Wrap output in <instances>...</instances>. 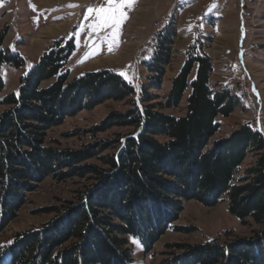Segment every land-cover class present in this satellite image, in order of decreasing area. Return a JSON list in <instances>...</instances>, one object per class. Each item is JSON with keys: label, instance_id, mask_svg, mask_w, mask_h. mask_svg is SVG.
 Here are the masks:
<instances>
[{"label": "trees", "instance_id": "1", "mask_svg": "<svg viewBox=\"0 0 264 264\" xmlns=\"http://www.w3.org/2000/svg\"><path fill=\"white\" fill-rule=\"evenodd\" d=\"M176 37L171 25L158 33L148 88L136 89L107 70L70 80L67 65L77 48L73 38H63L20 77L17 94L0 97V106L7 108L0 114V235L26 205L27 194L45 179L95 184L77 191L75 203L58 210L47 226L0 245V264H133L130 240L150 251L169 230L186 231L174 222L192 200L208 207L226 202L241 225L252 222L261 231L251 239L184 247V256L163 264H264V137L246 125L229 138L213 140L220 130L217 119L228 118L237 101L211 88L214 67L202 45L189 48L164 105L156 106L177 108L189 91L185 116L159 113L151 105L156 98L149 89H160ZM4 63L23 67L24 59L1 51L0 66ZM3 88L0 77V96ZM133 96L131 110L92 131L134 129L113 145L97 142L78 151L47 145L48 132L65 119ZM112 148L113 154L103 156ZM251 154L257 160L240 176Z\"/></svg>", "mask_w": 264, "mask_h": 264}, {"label": "rangeland", "instance_id": "2", "mask_svg": "<svg viewBox=\"0 0 264 264\" xmlns=\"http://www.w3.org/2000/svg\"><path fill=\"white\" fill-rule=\"evenodd\" d=\"M171 1L135 0L131 10L124 9L128 18L121 26L118 38H113L111 28L93 31L90 27L96 23L97 17L95 12L90 14L88 9L107 7V0H0V52L19 55L24 59L23 67H16L12 63L0 66V77L4 83L0 97L17 94L20 77L30 71L55 42L63 38H73L77 48L67 65L70 80L107 70L122 75L136 89L143 85L148 88L147 78L151 75L148 63L152 59L156 37L171 25L177 32L172 45L173 55L160 89H149L156 98L151 105H164L172 81L187 59V51L200 44L212 59L214 71L210 76L211 88L216 93L227 91L237 101L234 112L228 118L217 119L220 130L213 140L229 138L234 131L246 125L264 137V0H175L170 12ZM212 1L216 10L207 12L211 14L205 23L199 22L201 10ZM198 3L202 4L201 9ZM164 16L165 24L159 26V20ZM105 36L112 41L111 51L109 43L103 39ZM240 57L245 74H237L233 70ZM193 77L194 73L191 79ZM53 83L54 79L46 81L42 87ZM188 95L189 91L177 108L156 107V111L183 117ZM135 100L133 96L122 102L107 101L65 119L62 125L48 132L47 145L72 151L97 142L113 145L118 136L128 135L134 129L115 127L97 135L92 131L113 115L127 113L133 108ZM6 109L0 106V114ZM108 154H113V148L103 156ZM256 160L255 155H249L240 176H244L246 169ZM89 163L102 164L98 160ZM94 185L88 179L64 182L45 179L27 194L26 205L0 235V245L10 244L18 233L47 226L58 217V210L69 202L75 203L77 191L90 189ZM227 207L226 202L214 207L205 206L197 200L185 202L174 226L186 231L169 230L150 251L130 240L128 247H131L134 256L133 264L175 261L184 256V247L198 246L212 240L225 243L251 239L255 232L261 231L252 222L241 225L228 213Z\"/></svg>", "mask_w": 264, "mask_h": 264}, {"label": "snow or ice", "instance_id": "3", "mask_svg": "<svg viewBox=\"0 0 264 264\" xmlns=\"http://www.w3.org/2000/svg\"><path fill=\"white\" fill-rule=\"evenodd\" d=\"M135 0H107V7H101L99 9L89 8V13L95 12L97 21L90 25L93 31H98L104 28L112 29V37L118 38L120 35V29L123 23L127 20V12L124 11L125 8L129 10L132 9ZM74 7L75 5H69ZM109 43V50L111 51L112 41L109 40L108 36L103 38ZM133 243L139 246V241L133 238Z\"/></svg>", "mask_w": 264, "mask_h": 264}, {"label": "crops", "instance_id": "4", "mask_svg": "<svg viewBox=\"0 0 264 264\" xmlns=\"http://www.w3.org/2000/svg\"><path fill=\"white\" fill-rule=\"evenodd\" d=\"M174 1L175 0H172L171 1V6L168 8V11H172V9L174 8V5H173V3H174ZM181 1H186V0H181ZM199 1H201V0H199ZM215 3L212 1L208 6H204V8L201 10V12H200V15L198 16V19H199V22L201 21V22H204L205 23V19L211 14V13H207L209 10L211 11V10H216V5H214ZM197 5H200V9L202 8V4H197ZM138 7H136L135 9H137ZM177 11V10H176ZM175 11V12H176ZM179 11V10H178ZM177 11V12H178ZM176 12V13H177ZM240 15V14H239ZM215 16V15H214ZM203 17V18H202ZM215 18H217V17H215ZM213 24V23H212Z\"/></svg>", "mask_w": 264, "mask_h": 264}, {"label": "built area", "instance_id": "5", "mask_svg": "<svg viewBox=\"0 0 264 264\" xmlns=\"http://www.w3.org/2000/svg\"><path fill=\"white\" fill-rule=\"evenodd\" d=\"M158 24H159V26H161L162 24H165V16L162 17L161 20H159V23H158ZM234 68H235V72H236L237 74H238V73H240V74H245V69H244V66H243L242 57H240V59L237 58V60H236V64H235Z\"/></svg>", "mask_w": 264, "mask_h": 264}, {"label": "bare ground", "instance_id": "6", "mask_svg": "<svg viewBox=\"0 0 264 264\" xmlns=\"http://www.w3.org/2000/svg\"><path fill=\"white\" fill-rule=\"evenodd\" d=\"M142 10H144V9H142ZM233 70H235V68L233 67Z\"/></svg>", "mask_w": 264, "mask_h": 264}]
</instances>
